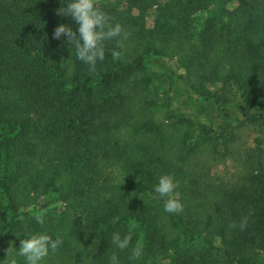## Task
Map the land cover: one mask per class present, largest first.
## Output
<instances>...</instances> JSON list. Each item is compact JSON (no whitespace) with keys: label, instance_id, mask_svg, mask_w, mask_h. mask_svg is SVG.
I'll list each match as a JSON object with an SVG mask.
<instances>
[{"label":"trees","instance_id":"trees-1","mask_svg":"<svg viewBox=\"0 0 264 264\" xmlns=\"http://www.w3.org/2000/svg\"><path fill=\"white\" fill-rule=\"evenodd\" d=\"M61 3L0 0V259L47 232V264H264V0H97L124 32L95 72Z\"/></svg>","mask_w":264,"mask_h":264},{"label":"clouds","instance_id":"clouds-1","mask_svg":"<svg viewBox=\"0 0 264 264\" xmlns=\"http://www.w3.org/2000/svg\"><path fill=\"white\" fill-rule=\"evenodd\" d=\"M58 16H68L76 25L73 30L71 24H59L53 31V38L66 42L75 48L76 58L88 65L91 72H95L98 61L105 59L104 42L120 37L124 32L119 23L113 24L109 15L97 4V0H62L61 7L57 9ZM178 182L171 175H161L154 186V198L163 199L164 211L172 214L183 212L184 206L175 198L174 193ZM38 224H44V218L37 216ZM118 218H114L116 223ZM241 229L245 223L240 225ZM18 237V236H17ZM19 238V237H18ZM111 243L121 251L129 249L132 244V233L125 235L114 232ZM63 245V239L58 235L55 239L47 232H35L20 239L19 247L11 246L6 257L0 259V264H47V258L56 254ZM143 245L137 242L131 247L130 260L135 262L143 257ZM109 264H120L117 255L110 257Z\"/></svg>","mask_w":264,"mask_h":264},{"label":"rangeland","instance_id":"rangeland-1","mask_svg":"<svg viewBox=\"0 0 264 264\" xmlns=\"http://www.w3.org/2000/svg\"><path fill=\"white\" fill-rule=\"evenodd\" d=\"M206 15H207V13H206V14H202V16L199 15V16H198V19H199V20H202V18L205 17ZM165 264H166V263H165Z\"/></svg>","mask_w":264,"mask_h":264}]
</instances>
